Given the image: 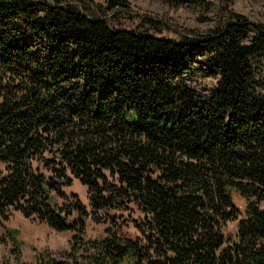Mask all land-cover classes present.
Wrapping results in <instances>:
<instances>
[{"label": "trees", "instance_id": "trees-1", "mask_svg": "<svg viewBox=\"0 0 264 264\" xmlns=\"http://www.w3.org/2000/svg\"><path fill=\"white\" fill-rule=\"evenodd\" d=\"M129 11L128 0H0L5 264H264V92L252 66L264 23L249 42L236 12L212 34L140 14L138 28L111 25ZM205 53L220 73L208 93L181 77ZM74 179L89 205L65 191ZM132 205L135 231L112 212ZM13 211L71 231L68 247L24 262L21 231L4 222ZM89 218L103 235L86 237Z\"/></svg>", "mask_w": 264, "mask_h": 264}, {"label": "rangeland", "instance_id": "rangeland-1", "mask_svg": "<svg viewBox=\"0 0 264 264\" xmlns=\"http://www.w3.org/2000/svg\"><path fill=\"white\" fill-rule=\"evenodd\" d=\"M130 5L129 13H125L118 18H111V25L116 28L135 29L140 26V18L137 16L147 15L159 18L165 23L178 29H189L193 33L212 34L227 19L230 12L244 15L252 23L251 28L244 38L245 42L251 41L256 35L255 25L264 23V0H231L224 7L222 0H207L208 5L199 3L196 0H186L183 4L173 6L168 0H128ZM111 16V15H110ZM109 16V17H110ZM108 17V18H109ZM156 34V33H155ZM156 35H166L168 38H177V33L173 30L164 29ZM41 51V49H39ZM208 54L199 55L192 63L191 68L184 72L181 77L186 82L203 93H208L211 88L217 85L220 73L207 64ZM255 81L258 88L264 92V54L255 56L252 59ZM67 193H77L83 203L89 205L88 189L78 179H74L73 184L65 188ZM264 208V202H262ZM113 213L123 214L120 221L126 219L130 225L129 229L135 231L132 226V218H142L143 214L135 207L130 210L112 211ZM0 218V236L4 235L3 223ZM8 227L18 228L21 231L20 238L23 241L21 247V259L27 263L35 262L37 251L48 249L54 252L61 251L68 247L72 232L57 231L50 228L47 224L34 221L25 217L19 211H13L9 219L4 221ZM125 224V223H124ZM238 220H230L226 223L223 232L229 240L234 239L237 233ZM105 223H96L90 218L87 220L86 237H99L104 234ZM12 242L4 244L0 242V264L13 262L10 253Z\"/></svg>", "mask_w": 264, "mask_h": 264}]
</instances>
